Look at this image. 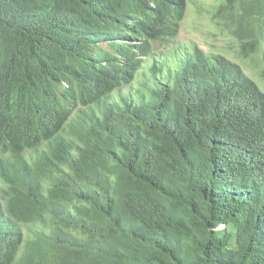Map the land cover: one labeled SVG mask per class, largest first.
I'll return each instance as SVG.
<instances>
[{
	"label": "trees",
	"instance_id": "obj_1",
	"mask_svg": "<svg viewBox=\"0 0 264 264\" xmlns=\"http://www.w3.org/2000/svg\"><path fill=\"white\" fill-rule=\"evenodd\" d=\"M187 9L0 0V264H264V87L197 45L143 67ZM213 20L260 52L264 0Z\"/></svg>",
	"mask_w": 264,
	"mask_h": 264
},
{
	"label": "rangeland",
	"instance_id": "obj_2",
	"mask_svg": "<svg viewBox=\"0 0 264 264\" xmlns=\"http://www.w3.org/2000/svg\"><path fill=\"white\" fill-rule=\"evenodd\" d=\"M221 0H188V9L182 21L178 37L168 42H154V51L143 67L146 68L153 63L163 65L165 73L178 66V62L183 61L184 57L193 53L197 45L200 50L208 54H224L235 62L240 63L246 72L264 87V45L260 52L248 59L239 55V41L229 32L223 30L213 20L217 5ZM183 57V58H181ZM142 72V71H141ZM140 74L139 78L130 86L123 88L115 93H137L144 80L153 83L154 78L148 73ZM166 80V78L162 77Z\"/></svg>",
	"mask_w": 264,
	"mask_h": 264
}]
</instances>
